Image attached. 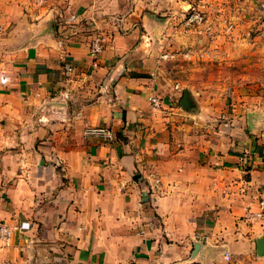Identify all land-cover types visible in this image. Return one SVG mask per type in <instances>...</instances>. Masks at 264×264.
<instances>
[{
	"label": "crops",
	"instance_id": "obj_1",
	"mask_svg": "<svg viewBox=\"0 0 264 264\" xmlns=\"http://www.w3.org/2000/svg\"><path fill=\"white\" fill-rule=\"evenodd\" d=\"M106 1L0 0V226L23 225L0 240V264H264V222L244 219L264 197L259 113L238 106L217 125L183 110L186 89L138 30L94 59L88 38L51 29ZM257 3L240 19L261 35ZM202 4L207 23L216 0ZM97 128L114 140L86 135Z\"/></svg>",
	"mask_w": 264,
	"mask_h": 264
},
{
	"label": "rangeland",
	"instance_id": "obj_2",
	"mask_svg": "<svg viewBox=\"0 0 264 264\" xmlns=\"http://www.w3.org/2000/svg\"><path fill=\"white\" fill-rule=\"evenodd\" d=\"M117 1L119 5H113V0H107L105 6L96 4L91 14L80 18H60L51 24V29L62 40L78 41L86 37L91 45L100 38L105 46L119 34L138 30L140 42L152 46L151 56L157 66L164 68L163 74L182 83L197 98V109L214 119V124H221L224 115L229 116V121L240 119L243 114L238 116L234 112L238 106L258 112L261 124L258 139L264 147V65L252 64L264 60V29L260 35L262 29L258 24L242 26L240 19L243 12L255 19L257 0H251L250 8L244 4L245 0H216L215 11L210 8L209 21L190 28L186 27V20L200 0L189 8L179 5L178 0ZM146 19L154 21L152 30L146 27ZM230 46L232 59L230 52L226 53ZM247 60L252 61L250 68L246 66Z\"/></svg>",
	"mask_w": 264,
	"mask_h": 264
},
{
	"label": "built area",
	"instance_id": "obj_3",
	"mask_svg": "<svg viewBox=\"0 0 264 264\" xmlns=\"http://www.w3.org/2000/svg\"><path fill=\"white\" fill-rule=\"evenodd\" d=\"M204 6H197L195 8H192V12L189 14L187 20H186V27L190 28V26H198L203 25L206 22L205 14H204ZM189 30V29H188ZM104 40L98 38L93 40V42L90 45V55L96 59L100 54L104 51ZM66 71L68 73H73L74 68L72 66H68ZM177 87V86H176ZM178 88V87H177ZM150 103L152 107L158 108L160 106L159 99L152 96L149 98ZM224 120H227L225 116H223ZM86 135L88 136H97V137H105L108 141L114 140V133L108 129L103 128H97V129H90L86 132ZM156 183H159L158 180H156ZM247 221L250 223H256V222H264V197L260 198L258 201V209L256 211H252L251 209L248 210L246 216L244 217ZM23 226V225H22ZM8 227L5 225L0 226V240L5 243L9 244L11 234L16 230H22L23 227ZM228 259V257H226ZM1 264H10L8 261H5ZM130 264H143V263H130Z\"/></svg>",
	"mask_w": 264,
	"mask_h": 264
},
{
	"label": "water",
	"instance_id": "obj_4",
	"mask_svg": "<svg viewBox=\"0 0 264 264\" xmlns=\"http://www.w3.org/2000/svg\"><path fill=\"white\" fill-rule=\"evenodd\" d=\"M181 108L185 111L196 110L194 98L188 90H186L183 94V98L181 100ZM249 122L252 123L251 114L249 115ZM250 126L252 128V125ZM257 254L259 256L264 255V237H261L257 241Z\"/></svg>",
	"mask_w": 264,
	"mask_h": 264
}]
</instances>
